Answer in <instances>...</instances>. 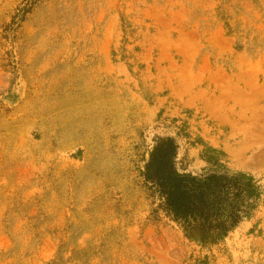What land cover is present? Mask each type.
Listing matches in <instances>:
<instances>
[{
	"label": "rangeland",
	"instance_id": "1",
	"mask_svg": "<svg viewBox=\"0 0 264 264\" xmlns=\"http://www.w3.org/2000/svg\"><path fill=\"white\" fill-rule=\"evenodd\" d=\"M23 1L0 0V264H264V0ZM155 136L251 180L252 211L186 237L141 184Z\"/></svg>",
	"mask_w": 264,
	"mask_h": 264
},
{
	"label": "trees",
	"instance_id": "2",
	"mask_svg": "<svg viewBox=\"0 0 264 264\" xmlns=\"http://www.w3.org/2000/svg\"><path fill=\"white\" fill-rule=\"evenodd\" d=\"M37 1L24 0L15 17L21 20ZM176 154L177 144L172 137L155 136L139 176L153 211L174 222L186 237L220 235L252 211L257 187L251 180L221 171L180 170Z\"/></svg>",
	"mask_w": 264,
	"mask_h": 264
}]
</instances>
